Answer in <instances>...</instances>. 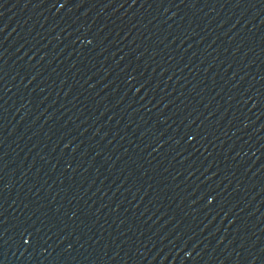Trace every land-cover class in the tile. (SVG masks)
<instances>
[{
    "label": "water",
    "instance_id": "95a60500",
    "mask_svg": "<svg viewBox=\"0 0 264 264\" xmlns=\"http://www.w3.org/2000/svg\"><path fill=\"white\" fill-rule=\"evenodd\" d=\"M0 264H264V0H0Z\"/></svg>",
    "mask_w": 264,
    "mask_h": 264
}]
</instances>
